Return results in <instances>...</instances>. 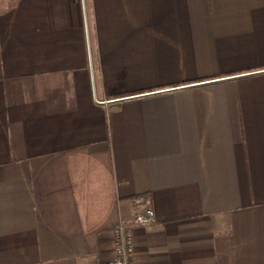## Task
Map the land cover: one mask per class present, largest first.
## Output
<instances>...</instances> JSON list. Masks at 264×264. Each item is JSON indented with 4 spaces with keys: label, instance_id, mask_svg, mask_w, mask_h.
I'll return each instance as SVG.
<instances>
[{
    "label": "crops",
    "instance_id": "1",
    "mask_svg": "<svg viewBox=\"0 0 264 264\" xmlns=\"http://www.w3.org/2000/svg\"><path fill=\"white\" fill-rule=\"evenodd\" d=\"M145 208L134 264H264V0H0V264Z\"/></svg>",
    "mask_w": 264,
    "mask_h": 264
},
{
    "label": "built area",
    "instance_id": "2",
    "mask_svg": "<svg viewBox=\"0 0 264 264\" xmlns=\"http://www.w3.org/2000/svg\"><path fill=\"white\" fill-rule=\"evenodd\" d=\"M142 198H137L135 203H141ZM154 222V212L151 208L135 209L131 223L117 224L113 229V246L110 259L102 264H134L131 256L135 247L133 228L146 226Z\"/></svg>",
    "mask_w": 264,
    "mask_h": 264
}]
</instances>
